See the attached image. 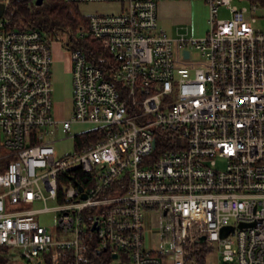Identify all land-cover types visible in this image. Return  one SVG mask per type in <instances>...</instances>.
<instances>
[{
  "label": "built area",
  "instance_id": "2783aa9c",
  "mask_svg": "<svg viewBox=\"0 0 264 264\" xmlns=\"http://www.w3.org/2000/svg\"><path fill=\"white\" fill-rule=\"evenodd\" d=\"M62 1L120 9L65 31L68 119L52 111L48 35L0 18V247L28 264H199L212 247L219 264H264V0H200L198 39L158 27V4L181 0ZM85 37L99 64L73 47ZM176 48L194 51L182 67ZM60 137L72 154L56 156Z\"/></svg>",
  "mask_w": 264,
  "mask_h": 264
},
{
  "label": "rangeland",
  "instance_id": "374dc122",
  "mask_svg": "<svg viewBox=\"0 0 264 264\" xmlns=\"http://www.w3.org/2000/svg\"><path fill=\"white\" fill-rule=\"evenodd\" d=\"M43 8L48 0H43ZM163 3V2H162ZM166 9L161 10V2L158 4L157 12L159 15L158 27L172 37L184 36L187 39H198L203 37L208 31V7L202 2H185L183 5L175 6L174 2L166 1ZM237 6L246 5L247 1L234 0ZM80 15L89 17L95 14L116 13L120 9L117 3L107 2H82L75 4ZM188 8L193 10L192 14H188ZM229 16L228 11L220 8L218 18L224 19ZM254 27L264 29V20H258ZM68 28V27H65ZM67 29L57 28L53 33H48L49 44L52 50V63L50 67L51 73V98L53 114L60 119H68L71 111V75L69 73V57L67 47L63 45V40ZM46 36V32L42 31ZM194 54L191 48L174 50V61L178 67L186 64L188 58ZM92 128L89 124H72L70 135H77L88 131ZM54 144L56 156L61 157L74 152V139L72 137H60ZM53 205V203H48ZM39 208L42 206H38ZM39 223L47 229L55 225V216L53 213H44L39 217ZM156 237L153 238L155 240ZM204 258L206 264H219L218 251L215 247L207 254L206 250ZM200 252V253H201ZM3 256L7 258L6 264H28V262L20 258L16 249H7ZM42 264H45L42 262Z\"/></svg>",
  "mask_w": 264,
  "mask_h": 264
},
{
  "label": "trees",
  "instance_id": "16d2710c",
  "mask_svg": "<svg viewBox=\"0 0 264 264\" xmlns=\"http://www.w3.org/2000/svg\"><path fill=\"white\" fill-rule=\"evenodd\" d=\"M0 3L5 5L2 19L9 29H36L46 32L47 35L53 33L57 28L67 29L71 34L86 29L87 19L80 15L75 3L48 0L44 8V1L40 6H36L34 0H0ZM73 47L81 48L87 53L90 60L99 64L98 59L95 58L98 51H100L96 41L89 37L73 40ZM88 248L90 255H96L94 240ZM6 250L0 247V264L7 263V258L2 255ZM204 256V251L195 256L199 264H204ZM58 260L59 264H71L70 256L66 253L58 254ZM44 263L52 264L50 254L45 257Z\"/></svg>",
  "mask_w": 264,
  "mask_h": 264
},
{
  "label": "water",
  "instance_id": "95a60500",
  "mask_svg": "<svg viewBox=\"0 0 264 264\" xmlns=\"http://www.w3.org/2000/svg\"><path fill=\"white\" fill-rule=\"evenodd\" d=\"M42 2H43V0H35L34 3L36 6H40ZM4 9H5V5L3 3H0V18L3 17ZM75 168H77V166H72L70 169H75ZM79 190H81V187H79ZM82 197L85 198V195H82ZM228 231H232V228L231 227H225L224 228V235L227 234ZM203 240H204V237H201L199 241L202 242ZM37 264H40V263L38 262Z\"/></svg>",
  "mask_w": 264,
  "mask_h": 264
},
{
  "label": "crops",
  "instance_id": "0c3cea01",
  "mask_svg": "<svg viewBox=\"0 0 264 264\" xmlns=\"http://www.w3.org/2000/svg\"><path fill=\"white\" fill-rule=\"evenodd\" d=\"M166 1H163V3L161 2V10H164V9H166V8H168V7H166L167 5V3H165ZM168 2V1H167ZM171 2H174V5L175 6H180V5H183L185 2H190V3H193V2H199V4H200V2H202V1H200V0H192V1H189V0H181V1H171ZM202 4H204L203 2H202ZM205 5V4H204ZM192 12H193V10L191 9V8H188V14L190 15V14H192ZM157 17H158V19H159V15H158V12H157ZM159 21V20H158Z\"/></svg>",
  "mask_w": 264,
  "mask_h": 264
}]
</instances>
